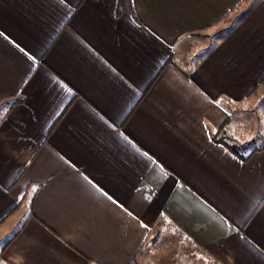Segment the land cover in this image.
<instances>
[{
    "label": "crops",
    "instance_id": "0c3cea01",
    "mask_svg": "<svg viewBox=\"0 0 264 264\" xmlns=\"http://www.w3.org/2000/svg\"><path fill=\"white\" fill-rule=\"evenodd\" d=\"M0 264H264V0H0Z\"/></svg>",
    "mask_w": 264,
    "mask_h": 264
},
{
    "label": "rangeland",
    "instance_id": "374dc122",
    "mask_svg": "<svg viewBox=\"0 0 264 264\" xmlns=\"http://www.w3.org/2000/svg\"><path fill=\"white\" fill-rule=\"evenodd\" d=\"M228 23H229V20L226 21V22H224V23H222V24H220L219 26H217V27L215 28V30H219V29L221 30L222 28H224L225 26H227Z\"/></svg>",
    "mask_w": 264,
    "mask_h": 264
}]
</instances>
